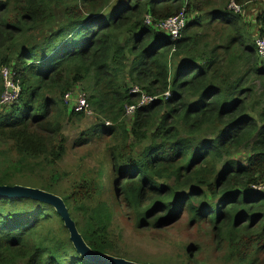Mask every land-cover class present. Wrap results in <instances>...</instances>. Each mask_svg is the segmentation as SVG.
Wrapping results in <instances>:
<instances>
[{"label": "trees", "instance_id": "trees-1", "mask_svg": "<svg viewBox=\"0 0 264 264\" xmlns=\"http://www.w3.org/2000/svg\"><path fill=\"white\" fill-rule=\"evenodd\" d=\"M259 2L253 28L243 11ZM179 14L186 26L173 41L156 26ZM252 32L264 38V0H0V101L2 69L20 88L1 106L0 186L60 197L96 253L126 259L114 253L116 220L160 231L185 217L211 229L214 262L264 264V193L254 190L264 185V63ZM76 86L96 120L78 144L103 142L105 156L65 190L62 125L85 116L64 102ZM142 96L155 100L138 107ZM182 248L158 264L208 256ZM0 264L95 263L52 206L0 197Z\"/></svg>", "mask_w": 264, "mask_h": 264}, {"label": "rangeland", "instance_id": "rangeland-1", "mask_svg": "<svg viewBox=\"0 0 264 264\" xmlns=\"http://www.w3.org/2000/svg\"><path fill=\"white\" fill-rule=\"evenodd\" d=\"M252 5L253 4H251L246 10L242 11L244 20L251 23L252 27L255 28L256 25L252 21L258 13V6H261V2H259L258 5ZM229 10L233 11L232 9ZM240 11V8H238L236 9V12H233L240 14ZM257 36L258 35L252 32V40L254 44L259 39H264ZM70 94L71 95L66 101V105H69L72 108L73 106L80 108V99L87 100V96L89 95L88 92L83 90L82 86H76ZM5 106L8 107L9 105ZM1 108L2 107L0 106V112L2 110ZM83 112L85 116L82 122L72 121L69 123L68 121H65L62 125V133L67 140V148L65 156L62 161L58 163L57 168L58 173L62 176L59 189H69L74 181L79 180L82 174L90 173L91 169L96 167L98 161L105 156V144L103 142L95 143L90 146H87L86 144H78L80 134L91 128L96 122L95 117L91 112L88 110ZM129 116L130 115H126L128 124ZM145 146V143H142L139 146V152H141ZM248 155V149H242L235 154L236 158L242 163L246 162ZM33 178L36 182L48 180L47 175L43 177L36 176ZM107 178L105 176L104 181ZM106 187H109L107 182ZM254 190L264 193V185L258 186L254 188ZM115 224L120 226L121 236L117 239L118 243L115 244L114 253L118 256L125 257L128 260L140 259L144 264H158L159 262L174 258L176 253L181 252V254H183V251L181 250L184 248L182 247L190 246L194 249L192 253H195V247L201 246L205 250L202 254H207L209 259L208 256L205 255L203 257V255H201L200 264H220L217 261H213V251L209 248L213 238L211 229L206 226L199 228L192 227L188 224L185 217H182L176 225L160 231H134L130 220H128L127 223H125L123 219L116 220ZM115 234L114 229V235Z\"/></svg>", "mask_w": 264, "mask_h": 264}, {"label": "water", "instance_id": "water-1", "mask_svg": "<svg viewBox=\"0 0 264 264\" xmlns=\"http://www.w3.org/2000/svg\"><path fill=\"white\" fill-rule=\"evenodd\" d=\"M1 198L31 199L52 206L63 221V226L69 234V240L74 250L86 261L95 264H136L134 262L100 254L89 249L83 242L76 226L70 218L68 211L60 197L37 188L22 186H0Z\"/></svg>", "mask_w": 264, "mask_h": 264}, {"label": "built area", "instance_id": "built-area-1", "mask_svg": "<svg viewBox=\"0 0 264 264\" xmlns=\"http://www.w3.org/2000/svg\"><path fill=\"white\" fill-rule=\"evenodd\" d=\"M228 8L232 9L234 12H236V9H238V7H236L233 4H231ZM145 24L146 25L150 24L149 19H146ZM185 26H186L185 15L179 14L178 16L169 18L165 20L164 22L159 23L156 26V28L159 31H161L163 34L169 36L171 40L175 41V40L180 39L181 33L184 30ZM255 44H256V50L258 52L260 59H264V39H259L257 42H255ZM2 76L4 79V93L0 101V106L11 105L17 101L19 93H20V88L18 84L12 81L8 68L2 69ZM130 92L139 93V90L134 87L130 89ZM70 95L71 94H68L64 97L65 103L68 100ZM164 96L167 98L168 93H166ZM153 100H155V98H148V97L142 96L140 103L138 104V107L150 104ZM80 102H81L80 108L73 106V109L79 112H83L87 110L91 112L87 105V100L80 99ZM82 108H86V109H82ZM133 112H134V107L126 108L127 115H131Z\"/></svg>", "mask_w": 264, "mask_h": 264}]
</instances>
